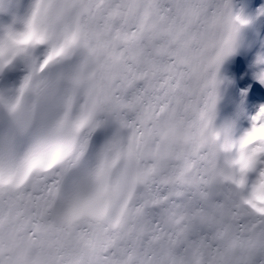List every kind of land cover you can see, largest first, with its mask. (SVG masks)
<instances>
[{"label":"snow or ice","instance_id":"snow-or-ice-1","mask_svg":"<svg viewBox=\"0 0 264 264\" xmlns=\"http://www.w3.org/2000/svg\"><path fill=\"white\" fill-rule=\"evenodd\" d=\"M0 264H264V0H0Z\"/></svg>","mask_w":264,"mask_h":264}]
</instances>
